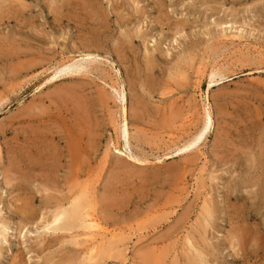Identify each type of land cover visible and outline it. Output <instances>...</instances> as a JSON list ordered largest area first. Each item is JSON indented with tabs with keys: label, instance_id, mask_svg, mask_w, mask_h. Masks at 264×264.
<instances>
[{
	"label": "rangeland",
	"instance_id": "obj_1",
	"mask_svg": "<svg viewBox=\"0 0 264 264\" xmlns=\"http://www.w3.org/2000/svg\"><path fill=\"white\" fill-rule=\"evenodd\" d=\"M262 166L264 0H0V264H264Z\"/></svg>",
	"mask_w": 264,
	"mask_h": 264
},
{
	"label": "bare ground",
	"instance_id": "obj_2",
	"mask_svg": "<svg viewBox=\"0 0 264 264\" xmlns=\"http://www.w3.org/2000/svg\"><path fill=\"white\" fill-rule=\"evenodd\" d=\"M69 1H70V0H69ZM67 3H68V2H67ZM118 7H119V6H118ZM1 10H3V9H1ZM207 130H208V125H206V127L204 128V131H203L202 135H203L205 132H207ZM262 167H264V166H262ZM262 178H263V177H262ZM254 183H255V182H254ZM259 183H261V182H259ZM252 184H253V183H252ZM256 184H257V183H256ZM256 184H255V185H256ZM258 187H259V186H258ZM80 197H81V196H80ZM81 198H83V197H81ZM76 200H78V198H77ZM81 200H82V199H81ZM78 201H80V200H78ZM78 201H75V202L73 201V203H75V204L71 203V204H73V206L71 205V206H72L71 208H73V207L75 208L74 213H73V212H70V211L68 210L69 206H68V208H67L66 211H62V212L59 210V207H60L61 205H60L59 207H57V208H58L57 211H59V213H58L56 216L54 215V216H55L54 219H53V217L51 218V220H52L51 222H52L53 224H56V223H58L59 221H61L62 218L64 219V218L66 217V215H69V216H70V218H69L70 220H71V219H72L73 221H78V219L80 220V218L83 216V215H81V217H80V212H81V210H82V207H81V206H83V205L85 204V201H83L84 203H83L81 206H80V205L78 206ZM56 204H57V203H56ZM60 204H64V203H61V202H60ZM57 205H58V204H57ZM57 205H56V206H57ZM85 205H86V204H85ZM85 205L83 206V209H85V208H84V207H86ZM63 207H64V206H63ZM63 207H62V208H63ZM80 207H81V208H80ZM57 208H56V209H57ZM62 208H61V209H62ZM64 209H65V208H64ZM84 211H85V210H84ZM54 213L56 214L57 212H54ZM71 213H72V214H71ZM82 213H83V212H82ZM88 214H89V213H87V214L84 213V215H86L85 218H88V219H89V220L87 219V220L89 221V224H87V226H85L84 228H85L86 230H88L89 233H87V234H89L90 237H93L92 232H93V231L95 232L96 230L100 229V225H101V224L99 225V223H98L99 220H98V219H96L94 216H92V215H90V214L88 215ZM83 217H84V216H83ZM85 218H84V219H85ZM97 218H98V217H97ZM66 219H67V218H66ZM81 220H82V219H81ZM85 220H86V219H85ZM63 221H64V220H63ZM67 221H68V219H67ZM67 221H64L63 223L69 225V223H70L71 221H70V222H67ZM51 222H50V225H51ZM66 222H67V223H66ZM59 223H60V222H59ZM71 223L73 224V222H71ZM78 223H79V221H78ZM86 223H88V222H86ZM53 224H52V225H53ZM60 224H61V223H60ZM72 224H71V226H72ZM83 224H84V222H83ZM52 225H51V226H52ZM61 225H62V226H60V228H57L58 226H56V230H58V231H67V232H68V231L70 232V231L73 230V229L71 230V228L69 227L70 225L68 226L69 228L66 227L64 224H61ZM63 225H64L66 228H65ZM53 226H54V225H53ZM53 226H52V227H53ZM83 226H84V225H83ZM54 231H55V229H54ZM87 236H88V235H87ZM103 236H104V235H103ZM94 239H95V237H94ZM94 245H95V243H94ZM93 247H94V246H93ZM96 248H97V247H96ZM92 251H93V249H92L91 252H90L91 254L89 253L90 255H92ZM94 251H95V248H94ZM96 251H97V249H96ZM95 253H96V252H95ZM96 254H97V253H96ZM92 256H93V255H92ZM95 256H97V255H95ZM93 257H94V256H93ZM94 258H95V257H94ZM89 259H90V261L93 262V258H92V257L89 258ZM95 259H96V258H95ZM87 260H88V259H87ZM191 261H192V260H191Z\"/></svg>",
	"mask_w": 264,
	"mask_h": 264
}]
</instances>
